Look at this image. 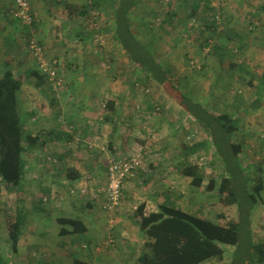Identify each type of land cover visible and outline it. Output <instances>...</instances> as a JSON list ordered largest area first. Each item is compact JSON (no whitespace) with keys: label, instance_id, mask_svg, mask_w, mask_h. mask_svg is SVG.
Segmentation results:
<instances>
[{"label":"crops","instance_id":"1","mask_svg":"<svg viewBox=\"0 0 264 264\" xmlns=\"http://www.w3.org/2000/svg\"><path fill=\"white\" fill-rule=\"evenodd\" d=\"M29 2L38 21L32 30L19 26L22 23L15 16V0H0V62L15 64L16 67H9L17 73L37 70L29 48L22 46L25 33L28 37L37 36L47 58L57 62L63 82L55 89L46 78L39 80L30 76L18 94L25 131L41 133L46 141L43 147L25 156L24 187L28 199L23 206L25 226L20 242L21 239L27 240L30 246L52 242L61 246L67 244L68 249L77 254L75 258L71 254H62L68 250L61 247L60 255L53 251L59 256L53 264H75L76 260V264H97L98 260L100 264H106L102 259L112 264H141L145 237L136 222L140 208L150 213L157 211L159 204H168L191 212L188 205L191 204V186H195L178 166L185 159L187 150L184 146L188 144L182 141L179 145L183 150L171 157L166 155V151L179 139L182 128L189 130L188 123L192 121L180 113L182 109L178 112L186 116V121H178L170 115L161 116L151 103L138 114L139 106L135 108L138 96L134 92L110 93L106 99V74L98 70L96 62L89 60L92 55H79L78 45H68L62 32L68 40L77 38L85 43L90 38L84 40L71 34L70 24L57 29L58 10L54 1ZM194 3L190 2L188 16L181 17L190 20L189 28L196 22V17L206 18L210 14H205L202 3L197 14L191 16ZM226 18L231 27L227 31L228 38H225L229 43L237 17L227 13ZM227 43L221 44L228 48ZM71 51L74 55H69ZM190 95L194 98L193 93ZM109 100L115 101V109L107 113L110 119L106 121V102ZM141 100L144 101L143 98ZM21 108H25L24 115ZM170 114L175 115L173 112ZM174 122L179 126H173ZM244 136L248 140L250 130L246 129ZM131 156H140L144 169L126 181L121 204L114 215V230L110 231L111 218L104 207L106 194L103 191L107 185V166L113 159ZM70 173L78 176L71 179ZM203 187L206 190V183ZM194 189L193 194L202 190ZM30 196L38 203L33 202ZM257 207L252 212L250 225L255 241L264 240L261 237L255 239L253 225ZM262 227L264 230V225ZM111 236L116 241L114 247L107 242ZM45 247L46 252L50 251ZM68 258L73 262H67Z\"/></svg>","mask_w":264,"mask_h":264},{"label":"trees","instance_id":"2","mask_svg":"<svg viewBox=\"0 0 264 264\" xmlns=\"http://www.w3.org/2000/svg\"><path fill=\"white\" fill-rule=\"evenodd\" d=\"M185 1L189 5L190 2L192 4L194 1L196 2L193 8L194 14L192 13L191 16L196 15L201 4L197 0ZM141 2L142 0H113V25L108 31L111 32L114 40L131 63L141 71L145 78L144 82L146 84L152 82L162 88L167 97L177 107H180L210 139V144L207 140H203L192 146H184L187 150L185 159L178 166L185 177L191 178L193 186L202 188L206 183V191L218 196L221 212L212 219L209 216L193 214L176 205L159 204L158 210L150 213H145L144 209L140 208L136 214V222L145 237L140 262L141 264H203L213 258L223 261L226 247L230 246L235 250L229 264H264V240H253L250 227L253 210L257 205L264 203V176H256L248 168L246 160L241 156L244 152V145L235 139L249 110L255 111L264 108V68H258L254 73L246 72L251 77V80L248 81L250 87L257 88L255 79L260 81V85L250 102L236 115L211 110L208 105L195 100L187 93L173 79L171 70L164 66L152 49L137 38L133 30L131 14L137 10ZM180 2H184V0H180ZM100 3V0H94L91 7L96 8ZM165 5L164 12L161 10L163 9L162 3L160 7L154 9L155 15L163 13V18L159 19L161 28L164 29V27L178 22V25L186 30L190 20L180 17L175 8L179 3L173 1L170 6ZM66 7L69 14L78 17L86 16L91 9L87 5L76 7L68 4ZM204 8L205 14L212 11L209 4ZM259 21L260 23H258ZM261 22L262 18L258 13L251 14L249 26L252 29L261 26ZM24 27L32 30L27 25ZM71 27L70 33L80 36L84 40L98 34L96 30L87 31L77 26ZM219 30L220 26L214 13L204 18L202 25L204 40L200 45L201 48L210 45L204 36L206 32L219 34ZM165 31H167L166 28ZM221 34L224 36L228 32L225 29ZM229 39L235 40V34L229 35ZM240 47H245V45L240 44ZM241 48H236V50L239 51ZM234 51L216 41L212 55L220 59L221 62H231L229 68L235 71L241 69V65L233 56L229 57ZM30 76H35L39 80L47 79L38 69L31 73H17L9 66L0 75V221L4 191L23 190L27 167L25 156L35 149L43 147L46 142L41 133L25 131L20 114L18 94ZM114 109L115 101H107L106 121L110 119L107 113L113 112ZM209 145L212 147L213 154L208 152ZM197 152H205L213 164L216 160L219 161L220 173L201 174L196 167L188 163L189 157ZM77 176V173H70L71 179ZM232 206L237 207L234 217L229 211ZM24 226L25 213L23 210L17 211L16 215L7 217L9 249L14 255L19 252ZM76 263H78L77 260ZM0 264H12L10 258L3 252L1 245Z\"/></svg>","mask_w":264,"mask_h":264},{"label":"rangeland","instance_id":"3","mask_svg":"<svg viewBox=\"0 0 264 264\" xmlns=\"http://www.w3.org/2000/svg\"><path fill=\"white\" fill-rule=\"evenodd\" d=\"M52 1L57 4V29L70 24L71 26H77L87 31H98L96 36L88 39L85 43L77 38L68 40L69 38L65 36V32H62V37L65 38V42L71 45V47L78 45L79 55H92L89 60L96 62V64L99 65L97 66L98 70L106 74V99L110 93L116 94L121 91L134 92V94L138 96V102L135 104V108L139 106V109H137L138 114L144 112L148 103H151L154 111L161 114V116L166 117L170 115L178 121L185 120L186 116L180 114H185V112L181 110L180 107H177L172 100H169L162 88L155 83L151 82L146 84L144 82L145 78H143L141 71L131 63L119 44L114 40L111 32L108 31L111 30L113 25V0H100L101 3L96 8L91 7L94 0ZM173 1L179 3L177 7H174L180 14V17L185 18V16H188L187 12L190 5L185 0L184 2H180V0H142L137 10L131 14L133 30L137 38L145 46L152 49L155 56L164 63L166 68L171 70L173 79L179 83L186 92L189 94L193 93L194 98H197V100L205 104L207 103L206 105H208L211 110L228 112L232 115H236L238 111L242 110L246 104L250 102V99L254 96V93H256L260 85V81L255 79L254 82L257 88L253 89L250 87L248 81L251 80V77L246 72L251 71L254 73L258 68H264V0H197L199 4L203 3L202 5L204 6L210 4L212 11L209 16L216 10L214 14L220 26L219 34H210V32H208V35H205L210 45L204 48L200 46L204 40L202 35L204 18L196 17L195 19L197 20L192 27H188L184 31L183 28L178 25V22L173 23L171 26L168 25V27H164V29L159 25L160 20L163 18V13L155 15L154 9L160 7L162 3L163 9L161 10L164 12L166 10L165 4L170 6ZM68 4L76 7L87 5L90 6L91 9L86 16L78 17L69 14L66 7ZM227 13L237 17V19H234L233 24L236 29H234L233 33L235 34V40L229 43L225 41L228 35H224L226 36L224 37L221 34L225 29L228 31L231 28L226 19ZM257 13L262 18L261 26L259 25L258 28L252 29L249 26V18L251 14ZM37 22L36 18V24ZM258 23H260V21ZM20 25L22 29L23 23L19 24V26ZM165 28L167 31H165ZM192 34L193 36H191ZM34 37L37 39V36ZM29 39L30 36L28 37L27 33H25L23 47H28ZM216 41L220 43L226 42L228 48L235 50L229 57L233 56L234 59L238 61V64L241 65V69L233 71L229 68L231 62H221L220 59L212 55V49ZM83 44H85V46L82 48L81 46ZM240 44H243V46L245 45V47L241 48ZM236 48L241 49L237 51ZM72 54L74 55V51L69 52V55ZM10 65L16 67L15 64L11 62H0V75L4 69ZM142 98L144 101L141 100ZM179 110H181L180 113L178 112ZM21 111L23 115L26 112L25 108H21ZM170 112L175 113V115L170 114ZM173 126L177 127L179 124L175 123ZM188 126L187 129L189 130L182 128L179 132V139H176V143L172 141L174 143H172V146L166 151L167 156L171 157L179 154L183 150L182 146L179 145L182 141H185L188 146H192L198 140L203 139L207 140L210 144V139L206 137V134L203 133L199 127L194 125L193 122H189ZM172 128L174 129V127ZM241 129L242 131L238 132L235 136L236 141L244 145V152L241 156L246 160L248 168L251 169L256 176L262 177L264 176V108L255 111L249 110ZM246 129L250 130L248 140L244 136ZM168 142L170 143L171 140ZM208 152L209 154L210 152L212 153L211 145H209ZM188 163L196 167L199 173H204L206 175L220 173L219 161L216 160L213 164L208 159L205 152H197L191 155ZM194 188L195 187L191 186V204L188 205L190 211L196 215L209 216L212 219L215 218L216 215L221 212L218 196L214 193H208L203 189L204 187H202V190H196V194H193ZM26 193L27 190L24 186L21 191L5 190L2 199L0 245L5 255L10 258L11 263L45 264L49 262V264H53L59 260L57 254L59 253L60 255L64 247L68 252L65 253L64 250L62 254H71L74 258L77 257V254H73L75 253L73 250L68 249L67 244L61 246L58 243L52 242L50 244L39 243L30 246L28 241L24 239H21L18 254L14 255L11 253L7 234V217L9 215H16L17 211L23 210V206L28 199ZM30 198L33 200L32 196H30ZM33 202L38 203V200H33ZM200 203L202 205H200ZM229 211L234 217L237 213V207L232 206L229 208ZM263 225L264 204L258 205L255 210L253 225L255 239L260 237L264 239ZM112 230H114L113 227L110 228V231ZM107 242L112 247L116 244L112 236ZM45 246H47V249L50 251L46 252ZM61 247H63V249H61ZM54 250L58 253H54ZM234 250V247L227 246L223 261L213 258L203 264H229V261L232 260ZM47 253L51 255L46 256ZM80 253L86 254L82 251H80ZM66 261L70 263L73 262V260L69 258ZM74 263L76 264V262ZM96 263L100 264V260ZM102 263L112 264L104 259H102Z\"/></svg>","mask_w":264,"mask_h":264},{"label":"built area","instance_id":"4","mask_svg":"<svg viewBox=\"0 0 264 264\" xmlns=\"http://www.w3.org/2000/svg\"><path fill=\"white\" fill-rule=\"evenodd\" d=\"M15 5V16L21 20L24 25L33 28L36 24V18L32 14L29 1L15 0ZM28 48L41 74L47 77V80L55 89L60 87L63 79L58 72L57 62L47 58L44 47L35 37L30 38ZM143 169V160L140 156L111 160L107 170V185L103 189L106 194L104 207L110 215L111 228L114 225L116 210L121 204L123 188L126 181L136 177Z\"/></svg>","mask_w":264,"mask_h":264}]
</instances>
